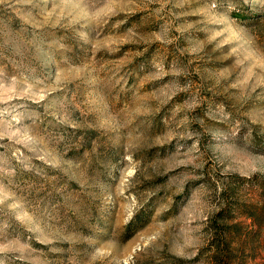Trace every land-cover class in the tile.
<instances>
[{
  "label": "rangeland",
  "instance_id": "1",
  "mask_svg": "<svg viewBox=\"0 0 264 264\" xmlns=\"http://www.w3.org/2000/svg\"><path fill=\"white\" fill-rule=\"evenodd\" d=\"M0 264H264V0H0Z\"/></svg>",
  "mask_w": 264,
  "mask_h": 264
}]
</instances>
